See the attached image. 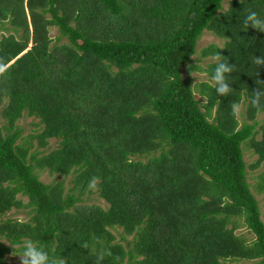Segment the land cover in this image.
Listing matches in <instances>:
<instances>
[{
    "label": "trees",
    "instance_id": "1",
    "mask_svg": "<svg viewBox=\"0 0 264 264\" xmlns=\"http://www.w3.org/2000/svg\"><path fill=\"white\" fill-rule=\"evenodd\" d=\"M223 3L0 0V264L25 239L65 264H264V171L248 181L264 165V110L249 100L264 33L240 28L264 0ZM204 32L222 45L201 49V67ZM218 52L239 69L227 97L212 86ZM23 118L37 133L23 136ZM95 193L103 207L85 203Z\"/></svg>",
    "mask_w": 264,
    "mask_h": 264
},
{
    "label": "clouds",
    "instance_id": "2",
    "mask_svg": "<svg viewBox=\"0 0 264 264\" xmlns=\"http://www.w3.org/2000/svg\"><path fill=\"white\" fill-rule=\"evenodd\" d=\"M241 3H245V0H241ZM244 11L246 14L240 23L241 30L248 31L249 28H252L258 32L264 33V18H261L256 11L251 9L244 8ZM214 59L216 61V66L211 76L212 86L218 96L227 97L233 91V88L230 87L228 83V79L231 77L232 73L237 72L239 69L235 64L230 63L227 57L222 56L220 52L215 54ZM252 63L260 68L264 67V56H253ZM2 71L3 66H0V72ZM256 83L259 87L251 92L249 100L251 106L259 112L264 110V81L256 80ZM196 84L197 81L190 87L193 91L195 90ZM240 110L239 103L235 101L231 103V114L237 120L240 116ZM98 179L99 178L96 176L90 178L88 190L94 191L97 188ZM12 247L14 251L11 255L19 258V264H65L62 258L50 256L49 252L44 247L37 246V244L30 239H25L20 244ZM80 247L87 249L89 244L83 242L80 244ZM101 259L102 257H98L96 264H100Z\"/></svg>",
    "mask_w": 264,
    "mask_h": 264
},
{
    "label": "rangeland",
    "instance_id": "3",
    "mask_svg": "<svg viewBox=\"0 0 264 264\" xmlns=\"http://www.w3.org/2000/svg\"><path fill=\"white\" fill-rule=\"evenodd\" d=\"M228 1L229 0H224V3H223L224 7L227 6ZM1 34H4V31L0 30V35ZM57 35H58V32H57L56 29H51L50 30V36L52 38H55ZM210 44L222 45V40L218 39L217 37H215L213 34H211L209 32H204L202 37H201V39H200V41L198 42L197 54L195 56H193L192 64H197V65H200L201 67H206V65L211 60H209V59H200L199 52L201 51V49L207 47ZM182 74H183V77H185V75H186L185 71H183ZM191 77L193 78V84L196 81L198 83V82H201V81L205 80V75L201 74V73H197V72L192 73ZM196 99L202 100L201 98L199 99V97L197 95H196ZM240 108H241L240 111L243 112L244 111V107H240ZM259 118L261 119L262 116H259ZM36 123H37V120L36 119H31V118H23L22 120L19 121L18 124H19V127L23 131V136L24 137H26L27 135L33 134V133H37L38 127H37ZM56 144H57L56 140H54V139L49 140L48 141L47 151L48 150H52L53 148H55ZM244 158H245L246 164L247 165H251L254 162L256 157L253 154H251V152L245 150L244 151ZM262 171H264V165L257 171H254V172L250 171V173L248 175V181H249V183L251 185L255 184V182H256L255 177L258 174H260V172H262ZM62 179H63L62 176L49 175L47 172H43V173L40 174V180L42 182L46 183V184L52 183L53 181H60ZM69 181H70V178H67V179L64 180L65 186L67 188L69 187V184H68ZM253 193H254L256 199L259 202V207H260V212H261V219L264 222V193L263 194L262 193L261 194H257V193L254 192V190H253ZM85 203L89 204V205L90 204H96V205H99V206H102V207L104 206V202L97 197L96 193L91 195V196H89V198L86 197L85 198ZM22 213L23 212H16V211L13 210V211H11V213L9 215L13 216V217H17L20 220H24L26 218V216H25V213H23V214ZM237 233L240 236H243V237L247 238L248 240H252L253 239V236H251L244 227H240V229L237 230ZM118 239L119 238L117 237V240ZM13 262L15 264H19L18 257L14 256ZM239 264H254V263H251V262H240Z\"/></svg>",
    "mask_w": 264,
    "mask_h": 264
},
{
    "label": "water",
    "instance_id": "4",
    "mask_svg": "<svg viewBox=\"0 0 264 264\" xmlns=\"http://www.w3.org/2000/svg\"><path fill=\"white\" fill-rule=\"evenodd\" d=\"M80 44H81V42H80Z\"/></svg>",
    "mask_w": 264,
    "mask_h": 264
}]
</instances>
